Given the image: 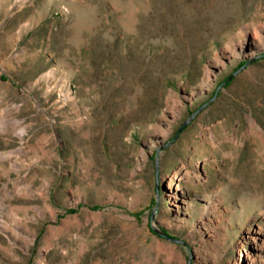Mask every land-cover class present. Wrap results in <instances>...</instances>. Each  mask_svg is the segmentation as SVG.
Wrapping results in <instances>:
<instances>
[{
  "label": "rangeland",
  "instance_id": "rangeland-1",
  "mask_svg": "<svg viewBox=\"0 0 264 264\" xmlns=\"http://www.w3.org/2000/svg\"><path fill=\"white\" fill-rule=\"evenodd\" d=\"M0 264H264V0H0Z\"/></svg>",
  "mask_w": 264,
  "mask_h": 264
},
{
  "label": "water",
  "instance_id": "water-1",
  "mask_svg": "<svg viewBox=\"0 0 264 264\" xmlns=\"http://www.w3.org/2000/svg\"><path fill=\"white\" fill-rule=\"evenodd\" d=\"M245 66H246V65H243V66H241L240 68H238L234 73H232V74L226 79V81H225L224 83H226L227 81H229L230 79H232L235 75H237V74H238V73H239V72H240ZM214 98H215V97H214ZM214 98H212V100H213ZM212 100H211V101H212ZM206 105H207V103L203 104L201 107H199L197 110H195V111H193V112L191 113V115L188 117V119H186V120L184 121V123L181 125V127L179 128V130H178V132H177L175 138L179 137L180 133L184 130V128H185L186 126H188V125L192 122V120L197 116V114H198V113H199V112H200V111H201ZM158 165H159V161H158ZM162 233H163L164 236H166V237H168V238H170V239L178 240V238L169 235L167 232H162Z\"/></svg>",
  "mask_w": 264,
  "mask_h": 264
},
{
  "label": "bare ground",
  "instance_id": "bare-ground-1",
  "mask_svg": "<svg viewBox=\"0 0 264 264\" xmlns=\"http://www.w3.org/2000/svg\"><path fill=\"white\" fill-rule=\"evenodd\" d=\"M263 41V37L262 36H256V42H262Z\"/></svg>",
  "mask_w": 264,
  "mask_h": 264
}]
</instances>
